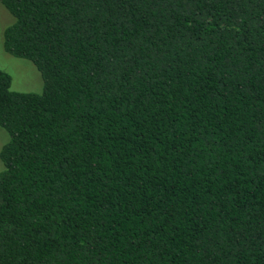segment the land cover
<instances>
[{"label":"trees","instance_id":"obj_1","mask_svg":"<svg viewBox=\"0 0 264 264\" xmlns=\"http://www.w3.org/2000/svg\"><path fill=\"white\" fill-rule=\"evenodd\" d=\"M0 3V264H264V0Z\"/></svg>","mask_w":264,"mask_h":264},{"label":"rangeland","instance_id":"obj_2","mask_svg":"<svg viewBox=\"0 0 264 264\" xmlns=\"http://www.w3.org/2000/svg\"><path fill=\"white\" fill-rule=\"evenodd\" d=\"M13 22L11 14L0 3V70L12 77V89L24 93H41L44 88L43 78L36 66L28 60L9 55L3 46L4 31ZM9 139L8 134L0 128V152ZM3 164L0 159V171Z\"/></svg>","mask_w":264,"mask_h":264}]
</instances>
